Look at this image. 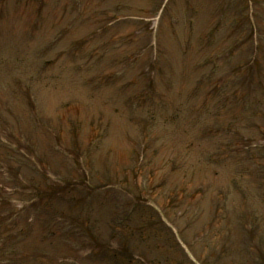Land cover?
<instances>
[{
  "label": "rangeland",
  "instance_id": "obj_1",
  "mask_svg": "<svg viewBox=\"0 0 264 264\" xmlns=\"http://www.w3.org/2000/svg\"><path fill=\"white\" fill-rule=\"evenodd\" d=\"M239 3L0 0V152L9 150L15 157L16 142L25 140L48 159L52 170L61 172L62 154L51 150L56 131L69 135L73 129L86 139L96 125L103 133L97 141L99 147L88 150L94 151L90 159L93 171L120 168L131 160L129 153L136 159L145 152L141 164L155 167L157 177L169 180L161 192L165 199L171 192L189 198L187 189L196 193L197 185L205 184L194 203L183 199L172 203L188 204L182 205L181 211L175 207L171 211L176 219L179 217L187 252L189 249L203 256L215 245V250L222 247L229 252L227 264L261 262L264 255L260 257L256 250L264 252L263 182L257 184L253 175L248 177V165L253 162L246 161L243 143L236 146L239 138L235 135L264 137L257 122L260 117L264 119V105L256 117L245 103L251 98H237L238 80L231 79L229 69L236 60V50H264V7L258 17L249 15L254 19L249 21L253 28L243 25V33L239 19L245 11L237 12L242 8ZM261 4L264 6V0ZM218 14L223 19L216 20ZM233 14L236 16L230 22ZM251 37L256 40L252 46ZM232 45L233 55L227 50ZM259 54L254 70L264 76V54ZM205 72L211 77H205ZM12 80L24 85L23 90L12 92ZM261 80L263 87L264 78ZM96 82L104 84L95 87ZM13 89L16 91V85ZM71 120L80 121L82 126L76 128ZM233 123L237 131H232V136L223 127ZM234 148L241 155L237 156ZM1 158L0 178L7 181L3 191L16 195L19 189L13 186L18 182L7 180L13 168L9 173ZM14 174L18 177L17 172ZM52 176L56 181L55 173ZM181 177L185 178L183 188H174L172 184ZM118 189L120 194L125 192ZM147 190L148 194L153 192L150 187ZM14 201L10 203L16 205ZM95 206L96 210L88 211L104 229L106 210L103 205ZM214 209L218 221H211ZM206 224L208 229L204 230Z\"/></svg>",
  "mask_w": 264,
  "mask_h": 264
},
{
  "label": "trees",
  "instance_id": "obj_2",
  "mask_svg": "<svg viewBox=\"0 0 264 264\" xmlns=\"http://www.w3.org/2000/svg\"><path fill=\"white\" fill-rule=\"evenodd\" d=\"M261 2L262 0H240L239 4L242 5V8L240 6L237 12L245 11L244 16L239 19L243 33H246L242 28L243 25H246L245 27H249V29L253 28L249 21L254 19L250 18L249 15L254 18L259 16L258 13L264 7ZM233 15L229 17L230 22L235 18V14ZM255 30L256 28L252 34L255 33ZM243 33V37L248 36L249 38V34ZM253 41L254 38L251 37L249 39L250 46H252ZM237 45L235 42V46ZM242 50L238 49L235 53L234 51L230 53H234L233 57L236 58L231 63L229 76L232 77L231 79L237 78L238 80L236 89H239V94L237 98L242 99L250 93L255 94L256 87H259L258 92L262 96L261 91L264 86L260 85L259 80L263 79L264 76L262 73H256L254 66L257 54H264V50L260 51L253 47L244 52H241ZM19 84L15 81L13 85L9 86V89L15 93L22 91L24 85ZM15 85L16 91L13 89ZM24 91H27V88ZM225 92H222L224 97ZM25 93L27 94V92ZM28 101L31 103L29 98ZM245 103L250 106L246 101ZM250 108L257 114L256 117H259L260 109L254 105ZM237 117L239 118V115ZM238 120L236 124H238ZM257 122L263 131L264 119L262 120L260 117ZM236 124H227L223 129L232 133V131H237ZM56 132L58 135L55 136L57 133L54 135V144L56 143L62 151L74 154L77 162H79L80 153L85 152L81 141L82 137L76 132L73 137L70 136L68 142L62 132L59 130ZM237 134L235 136H238L239 139L236 141V146L238 145L237 142L243 143L246 161L253 162V164L248 165L250 169L248 177L253 175L257 184L263 182V188L264 144L259 142L263 139L257 138L259 135L256 136L257 139H254ZM3 142L8 144L5 140ZM16 144L15 149L17 151L15 154L17 155L15 157L13 154L10 155L9 150L6 152L1 151L0 157H2L1 159L5 165H8L9 173V169L13 168L12 175H10L11 181L12 179L17 181L18 186L21 187L22 181L25 180L23 193L29 200V205L18 207L11 204V195L3 191L7 185L4 182L7 181H2L0 178V264H227L225 260L229 252H225L222 247L215 250L217 248L215 245L211 246L210 250L208 248L207 251H204L203 256L198 257L200 259L199 263L192 261L180 245L172 227L167 224L162 216H166L171 224H176V219L171 211L174 209L173 207L180 209L182 202L180 204L172 203L181 199L184 200L186 197L184 191V197L179 195L178 192H171L165 199L161 195V192H164L162 182L152 186L156 191L151 192V195L145 193L147 191L145 186L137 184L135 188L138 191H133L131 201L124 205L122 212H114L113 219L107 225L109 234L102 236L99 229L96 228L95 222H90L88 215H70L69 211L60 210L56 207L57 202L63 200L69 201L72 207L75 205L80 207L79 204H82V202L85 204L89 202L88 198L94 190L91 186L85 184L84 178L82 176H71V178L62 179L58 183L51 181L48 177L49 169L45 161L46 158L31 149V144L25 142V140H20ZM234 145L233 143L232 146ZM234 153L237 156L241 155L237 148H234ZM20 156L23 158L22 160H20ZM5 157H10L13 162H8ZM23 165H30V167L35 168L37 172L41 173L42 179H37L35 176L23 177L21 170ZM146 168L144 165L135 167L133 169L134 178L138 179V176L145 174ZM243 169L245 170V166ZM155 171H157L155 168L150 167L149 175L153 176ZM15 172L20 178L14 174ZM245 175H247V172ZM103 179L100 183L104 187H108L114 181L113 173L103 175ZM232 181L235 183L234 179ZM196 195L198 194H191L192 201L196 198ZM151 198L161 208L160 210L153 206L150 202ZM33 212H37V215L33 216ZM213 212L215 213L211 212V221H213L212 218H216L218 221L216 209ZM64 224H71L72 229L66 228ZM212 225L213 223L209 224V228ZM207 228L208 224L204 226V230ZM74 229L78 231L79 235L74 233ZM74 238L88 241H84L79 247L64 242L65 240H74ZM262 250H264V246ZM155 251L158 253L154 254ZM256 251L260 257L264 255V252ZM257 264H264V260L258 261Z\"/></svg>",
  "mask_w": 264,
  "mask_h": 264
}]
</instances>
